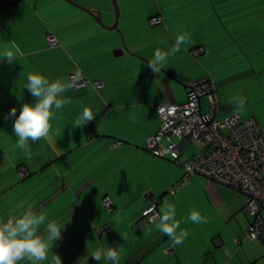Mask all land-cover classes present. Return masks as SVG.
Returning a JSON list of instances; mask_svg holds the SVG:
<instances>
[{"label": "crops", "instance_id": "crops-1", "mask_svg": "<svg viewBox=\"0 0 264 264\" xmlns=\"http://www.w3.org/2000/svg\"><path fill=\"white\" fill-rule=\"evenodd\" d=\"M71 1L101 25L66 0H23L0 9V57L7 52L16 57L11 64L0 59V221L29 210L48 222L68 220L61 239L49 246L45 264H56L57 256L61 264H85L86 255L87 264H98L88 251L107 246L119 247L122 264H264V248L245 237L249 220L243 196L199 175L186 179L181 167L145 150L146 138L159 127L156 106L184 104L189 84L200 79L214 86L218 121L234 114L253 118L264 136V83L257 84L264 68L252 64V56L264 59V0H117L119 33L108 29L116 20L111 0ZM256 16L262 21L252 19ZM155 17L162 22L151 26ZM181 34H190L191 40L173 53ZM49 35L56 46H48ZM89 49L92 69L83 65ZM156 50L168 56L160 73L148 67ZM194 50L201 54L193 56ZM33 72L66 81L81 72L103 86L67 90L49 135L30 142L26 153L8 113L15 107L18 114L23 103L35 102L24 88ZM251 86L252 113L242 116L225 94ZM201 103L206 110L207 102ZM84 107L95 117L75 127ZM185 152L182 164L191 156ZM182 180L183 187L171 194ZM104 199L111 201V213ZM153 199L158 214L166 203L175 204L181 228L189 233L183 244L174 245L156 229L159 219L142 225L141 212ZM192 211L208 222L189 221Z\"/></svg>", "mask_w": 264, "mask_h": 264}, {"label": "built area", "instance_id": "built-area-1", "mask_svg": "<svg viewBox=\"0 0 264 264\" xmlns=\"http://www.w3.org/2000/svg\"><path fill=\"white\" fill-rule=\"evenodd\" d=\"M161 22L160 17H155L149 23L158 26ZM46 40L49 47L58 44L52 35ZM200 54V50L192 52L193 56ZM68 81L72 82L71 88L76 91L88 87L96 91L103 86L100 82H90L81 72L69 74ZM202 100L207 102L206 110ZM217 106L218 98L209 79L192 82L184 104L156 106L160 123L158 129L146 138L145 150L155 158L169 160L181 167L186 179L199 175L243 196V213L249 220L245 237L264 248V136L253 118L242 120L234 114L218 121ZM117 145L114 143L113 147ZM189 146H193L195 152L182 164L180 156ZM24 175L23 168H20L18 176L22 178ZM183 185V180L177 182L170 193L174 194ZM157 205L158 202L153 199L142 210V225L159 219ZM103 206L108 213L113 211L108 199H104ZM104 232H109V229H104Z\"/></svg>", "mask_w": 264, "mask_h": 264}, {"label": "clouds", "instance_id": "clouds-1", "mask_svg": "<svg viewBox=\"0 0 264 264\" xmlns=\"http://www.w3.org/2000/svg\"><path fill=\"white\" fill-rule=\"evenodd\" d=\"M191 40L190 34L178 35L172 52H179ZM16 52L22 55L19 48ZM7 59L11 64L16 57L12 52L5 53L0 59ZM168 56L159 50L154 51L153 57L148 61V67L154 73H160L167 67ZM79 75V74H77ZM73 86L71 81L63 79H49L40 72H33L26 77L24 88L34 97L35 102L23 103L17 114L15 107L11 108L8 115L14 117L12 132L17 138V144L26 153L31 147L30 142H36L49 135L51 120L55 113L62 110L66 103L61 97ZM237 108L243 111L245 101L238 99ZM94 112L89 107H84L78 116L75 127H80L92 121ZM31 159V156H27ZM194 224H206L207 218L198 211H192L187 217ZM68 220L63 222H48L45 215H38L31 210L23 215L0 221V264H20L28 260L31 264H45L48 260L50 245L61 239V231ZM156 229L170 238L174 245H181L188 238L187 230L181 228V220L177 219L175 204L166 203L159 214V223ZM179 230V231H178ZM41 231L44 235H41ZM88 254L98 264H122L121 252L118 246L99 247ZM85 264H87V255ZM80 260V259H79ZM56 264H61L59 256ZM79 264V262H78Z\"/></svg>", "mask_w": 264, "mask_h": 264}, {"label": "rangeland", "instance_id": "rangeland-1", "mask_svg": "<svg viewBox=\"0 0 264 264\" xmlns=\"http://www.w3.org/2000/svg\"><path fill=\"white\" fill-rule=\"evenodd\" d=\"M116 1L117 0H115V2ZM174 1L175 2L176 1L179 2L181 0H148L147 3H150V4H156V3H162V2H165V3H168L169 2V3H171V2H174ZM144 2H146V1L144 0ZM116 4H117V2H116ZM254 18H257L258 20L262 21V18L261 17H258V16L252 17V19H254ZM255 29H256V27L253 26V32L254 33L256 32ZM116 32L119 33V28L116 29ZM263 32H264V28H263ZM254 45H255V43L252 42V47ZM89 56H93V50H91V49L87 50L85 52L84 56H83V58L85 57L84 60H85L86 64H83L81 62H80V64L87 65V63H88V57ZM112 56H113V54H112ZM256 62L258 63V65L261 68H264V59L263 58L256 59V58H254L252 56V64L253 63H256ZM87 68L88 69H92L93 68V65L92 64H89V65H87ZM257 72L259 73V68H257ZM260 76L261 75H259V77ZM263 83H264V79H261V82H259V83H258V79H257V84L258 85H261ZM227 92L228 93L225 92L226 93L225 95H229L228 96L229 97V102H231V103L234 104V108L236 109L235 111L239 110L237 108L236 101L238 99H243L245 101V108L242 111V113H240V114H242V116H246V115H250L252 113V86L250 87V89H246L244 91L243 90H237V89H235V90L234 89L233 90L231 89V90H227ZM224 100H225V104H228V100H226V99H224ZM221 117H222L221 114H219L218 118L221 119ZM193 151L195 152V149L193 148V146H189L188 149L186 150V152L184 154L185 155L186 154L191 155Z\"/></svg>", "mask_w": 264, "mask_h": 264}, {"label": "water", "instance_id": "water-1", "mask_svg": "<svg viewBox=\"0 0 264 264\" xmlns=\"http://www.w3.org/2000/svg\"><path fill=\"white\" fill-rule=\"evenodd\" d=\"M2 3H3V6L0 7L1 8H8V7H11L13 5H16L18 4L19 2L23 1V0H12V1H8V0H1ZM67 2L71 3L72 5L80 8V10L84 11L85 13H87L88 15H90L92 18H94V20L99 24L101 25L100 21L94 16V14H92L90 11L86 10V9H83L81 8L80 6L76 5V3L72 2L71 0H66ZM112 4H113V7H114V10H115V14H116V20L114 22V25L110 28H108L109 30H116L117 29V19H118V7H117V4L115 2V0H111Z\"/></svg>", "mask_w": 264, "mask_h": 264}, {"label": "flooded vegetation", "instance_id": "flooded-vegetation-1", "mask_svg": "<svg viewBox=\"0 0 264 264\" xmlns=\"http://www.w3.org/2000/svg\"><path fill=\"white\" fill-rule=\"evenodd\" d=\"M1 6H3V3H2V1L0 0V7H1Z\"/></svg>", "mask_w": 264, "mask_h": 264}]
</instances>
